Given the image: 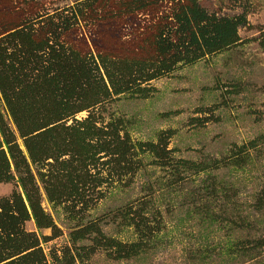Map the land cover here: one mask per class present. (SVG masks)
<instances>
[{"label":"trees","instance_id":"trees-1","mask_svg":"<svg viewBox=\"0 0 264 264\" xmlns=\"http://www.w3.org/2000/svg\"><path fill=\"white\" fill-rule=\"evenodd\" d=\"M159 2L84 0L75 17L104 20L114 17L107 8L114 4H127V10H122L125 13L148 11ZM197 2L189 8L190 12L183 5L168 19L157 22L147 38L151 48L147 49L152 53H141L140 57H131L132 54L122 58L112 53L89 56L66 47L60 41V31L71 25L67 18L62 25L50 19L46 30H40L45 38L38 35L34 22L13 26L0 37V184L15 182L18 186L11 195L0 198V231L12 232L31 219L39 229L55 230L54 219L42 204L44 190L53 207L64 204L70 217L77 220L70 234L72 258L76 261L85 263L100 249L118 260L149 256L164 241L162 218L153 212L151 200H143L144 211L133 210V215L132 206L114 211L113 215L108 212L99 219L85 220L79 213L103 198L104 186H116L135 174L143 167L140 155L149 152L159 165L172 169L171 175H177V181L193 184L181 202L187 206L190 218L196 215L202 224L229 231L226 243L219 246L206 243L192 258L196 256L201 264H208L215 257H225V262L255 260L264 264V188L249 206L256 217L249 213L244 216L239 211L241 190L235 182L218 180L212 174L221 168L222 160L176 159L168 149L171 134L162 135L159 144L137 143L125 130L124 120L105 122L94 114L115 95L146 96L143 84L241 43L237 27L243 22L242 17L209 14ZM260 36L264 49V32ZM241 84H232V91L239 93ZM3 108L16 125L22 143L6 121ZM83 111L89 112L87 117L78 119L76 116ZM261 140L264 141V135L258 142L255 140L257 143L252 141L250 147L256 148ZM251 162V155L241 160L239 152H235L227 164L246 171ZM187 172H193V177ZM201 174L204 177L196 182ZM107 222L131 229L136 238L122 240L108 235L102 225ZM236 228L247 232L233 238ZM44 238L49 240L50 236ZM43 260L28 252L5 264H35Z\"/></svg>","mask_w":264,"mask_h":264},{"label":"rangeland","instance_id":"rangeland-1","mask_svg":"<svg viewBox=\"0 0 264 264\" xmlns=\"http://www.w3.org/2000/svg\"><path fill=\"white\" fill-rule=\"evenodd\" d=\"M83 1L0 0V37L13 26H27L32 22L41 37L43 33L40 30H46L50 19L62 25L67 18L71 25L60 31V41L66 47L89 56L112 53L122 58L132 54L131 57H140L141 53H152L147 38L157 22L168 19L175 9L186 6V11L190 12L189 8L196 5L195 0H161L148 11L122 13V10H127V4H114L107 7L114 17L96 21L93 18L75 17ZM196 1L209 14L235 19L242 17L240 20L243 22L237 27L241 43L143 84L147 88L144 90L146 96L130 93L115 95L97 108L94 114L105 122L124 120L125 130L137 143L159 144L162 135L171 134L168 149L176 159L222 160L221 168L212 174L218 180L235 182L234 185L241 190L239 211L244 216L249 213L255 218L256 212L249 206L264 188V141H259L256 148L250 146H253L252 141L258 142L259 137L264 135V49L259 42L261 32H264V0ZM134 51L138 52L134 54ZM236 83H242L238 86L239 93L232 91V84ZM3 113L19 137L17 127L5 108ZM88 113L83 111L76 117L83 119ZM19 141L22 143L20 137ZM235 152H239L241 160L248 155L253 157L246 171L236 170L227 164ZM140 158L143 167L116 186H104L103 198H99L96 205L94 202L87 211L79 213L86 217L85 220L99 219L105 218L108 212L113 215L114 211L132 206L133 209L129 210L133 215V210L144 211V201L151 200L153 212L162 218L164 241L160 248L153 250L149 256L130 261L112 259L104 249H100L85 263H80L72 258L70 237L77 220L70 217L64 204L53 207L43 190L42 204L45 211L52 215L56 229H39L35 220L31 219L12 232L0 231V264L28 252L44 258L35 264H56L64 260L68 264H201L196 256L192 258L196 251L201 246L205 247L206 243L212 246L226 243L229 231L206 222L202 224L196 215L190 218L187 206L181 202L193 184L177 181V175H171L172 169L159 165V161L149 152L142 153ZM187 173L189 177L194 175L193 172ZM203 177L204 174L197 175L196 182ZM169 183H172V187ZM17 188L15 182L1 183L0 198L11 195ZM150 217L153 220L151 214ZM115 223H119V220ZM156 223L153 222L154 225ZM102 225L110 236L122 240L136 238L131 229L124 230L112 222ZM234 230L233 238L247 232L245 229ZM45 235L50 239L45 240ZM210 260L208 264H259L255 260L225 262V257Z\"/></svg>","mask_w":264,"mask_h":264}]
</instances>
